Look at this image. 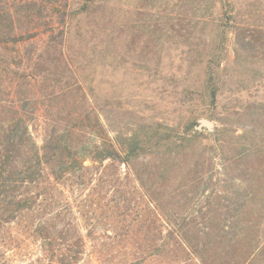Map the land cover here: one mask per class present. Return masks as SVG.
<instances>
[{
	"label": "trees",
	"instance_id": "obj_1",
	"mask_svg": "<svg viewBox=\"0 0 264 264\" xmlns=\"http://www.w3.org/2000/svg\"><path fill=\"white\" fill-rule=\"evenodd\" d=\"M94 1L82 0L72 10L74 1L67 0L58 25L49 7L61 0H0V236L17 221H31L23 230H33L43 241L51 264L78 260L84 240L76 238L77 251L69 257L62 253L64 233L55 235L50 226L54 220L69 219L78 199L93 206L80 215H157L168 211L163 208L170 204L167 200L187 204L191 197L203 196L214 178L213 162L203 154L207 148L196 146L189 158L188 151L177 153L200 142L198 131L170 144L173 131L165 129L153 142L148 131L161 126L148 123L130 136L114 128L106 115L111 111L89 95L83 81L92 75L76 58L85 52L80 46L90 38L99 45L116 42L120 29L108 22L104 30L73 24V16H89ZM223 6L232 10L226 2ZM202 24L212 30L223 26L215 20ZM34 40L46 43L38 54L21 55L15 49ZM211 93L217 101L218 92ZM225 127L212 133L221 164L217 173L222 171L234 188L227 191L223 186L220 193L232 198L227 204L209 202V215L188 231L187 224L179 226L181 240L200 264H264V183H234L259 175L264 148L247 145L255 143L248 138L251 131L239 134ZM160 148L165 151L160 153ZM243 163L248 166L241 168ZM201 233L207 242L188 238ZM0 244L7 241L0 237Z\"/></svg>",
	"mask_w": 264,
	"mask_h": 264
},
{
	"label": "rangeland",
	"instance_id": "obj_2",
	"mask_svg": "<svg viewBox=\"0 0 264 264\" xmlns=\"http://www.w3.org/2000/svg\"><path fill=\"white\" fill-rule=\"evenodd\" d=\"M71 1L72 10L82 2ZM225 2L232 10L223 6ZM66 3L61 0L49 7L58 25ZM205 20L223 26L212 30L202 24ZM72 22L75 26H101V30L108 22L120 28L116 42L99 45L90 38L80 46L85 52L79 51L76 57L92 75L83 81L89 95L111 111L106 114L108 122L130 136L142 124H158L160 128L148 131L152 141L169 129L173 131L170 144L198 131L201 143L177 153L188 151L189 158L196 146L207 148L203 154L213 162L210 176L214 178L203 196L191 197L187 204L167 200L170 204L163 208L168 211L157 215H80L79 211L93 206L72 200L75 212L70 218L50 222L55 235L63 232L67 238L62 253L75 256L74 244L81 237L84 245L74 264H200L183 246L184 232L179 226L187 224L188 231L190 225L202 221L209 215V202L227 204L232 197L220 193L223 186L234 190L223 172L217 173L221 164L212 132L224 126L236 128L239 134L251 131L248 138L255 143L247 145L264 148V0H95L89 16L77 14ZM222 31L225 37L219 36ZM45 45L34 40L17 44L15 49L21 55L38 54ZM105 54L108 56L104 58ZM213 90L219 94L217 101ZM251 164L249 161V168ZM247 166L243 163L241 168ZM246 180L234 183L263 184L264 165L256 178ZM203 187L204 182L200 189ZM27 222L31 223L17 221L0 236L7 241L4 246L0 244V264H51L43 241L33 230H23ZM203 235L190 234L188 238L203 242Z\"/></svg>",
	"mask_w": 264,
	"mask_h": 264
},
{
	"label": "water",
	"instance_id": "obj_3",
	"mask_svg": "<svg viewBox=\"0 0 264 264\" xmlns=\"http://www.w3.org/2000/svg\"><path fill=\"white\" fill-rule=\"evenodd\" d=\"M207 125H210V124H208V123H206ZM211 126V125H210Z\"/></svg>",
	"mask_w": 264,
	"mask_h": 264
}]
</instances>
